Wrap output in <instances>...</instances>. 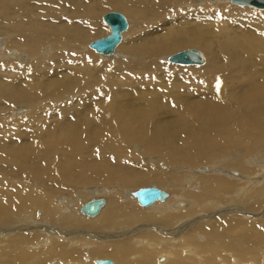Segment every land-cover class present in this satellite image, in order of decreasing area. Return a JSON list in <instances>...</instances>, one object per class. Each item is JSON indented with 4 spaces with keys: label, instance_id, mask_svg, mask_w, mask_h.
Segmentation results:
<instances>
[{
    "label": "bare ground",
    "instance_id": "6f19581e",
    "mask_svg": "<svg viewBox=\"0 0 264 264\" xmlns=\"http://www.w3.org/2000/svg\"><path fill=\"white\" fill-rule=\"evenodd\" d=\"M176 1L0 0V115L7 109L5 116H0V194L9 180L5 172L12 166L11 170L18 171L30 168L41 182L42 195V200L31 194H17L13 200L0 195V218L23 214L12 225L23 228L29 242L37 235L47 239L35 254L26 251V237L12 241L7 252H15L18 260H31L29 264H43L52 258L56 260L49 264H94L95 260L106 259L113 264H231L232 259L233 264H264V231H260L264 230V212L252 219L264 211V157H260L264 156V11L234 7L230 0H205L203 8L194 9L200 13L201 23L193 25L195 16L184 15L183 10L172 13ZM196 1L179 0V6L188 7ZM104 9L123 11L130 21L139 17L141 35L138 28L130 29L132 42L126 47L120 43L109 56L115 61L99 63L91 55H81L78 46L85 44V50L86 43L98 36L96 18ZM148 19L151 23L145 26ZM49 21L53 24H47ZM207 31L212 36H205ZM49 39H55L54 48L59 51L44 62L31 63L18 52L23 49L30 58H39ZM118 48L121 55H131L130 62L117 57ZM184 48H204L207 56L199 51L206 66L180 71L182 79L173 78L174 71L168 65L150 72L166 54ZM69 52L94 65L97 77L92 83L98 95L91 94L88 100L96 104L80 122L69 123L59 137H50L42 144L39 136L45 139V130L50 127L42 125L38 113L41 106L46 101L52 105L67 86L83 80V73L76 70L90 68L72 65L74 58ZM207 57H211L209 61ZM128 63L131 73L125 71ZM112 64L120 68L117 78L121 83L136 79L121 88L117 80L102 85L103 75ZM125 74L130 78L125 79ZM172 107L188 112L172 111L178 117L170 125L163 122V117L172 113ZM138 144L140 153L135 148ZM91 145L103 149L89 164L75 168L73 158ZM176 145L186 149L179 151ZM59 149H67L71 155L50 170L51 185L57 193L73 197L57 202L45 187L40 166H50ZM148 156L164 160L167 167L161 164L160 169L155 161L150 167L145 160ZM253 156L259 157L257 162L249 159ZM185 161L191 166L168 168ZM216 161L226 162V166L217 167ZM78 170L81 176L75 174ZM230 170L235 171L230 179L223 177ZM184 172H192V180L199 177L195 188L188 182L190 178L182 183L180 174ZM165 173L176 175L172 177L176 184L171 187L172 193L161 189L167 198L153 203H164L153 212L143 213L113 202L111 186H133L149 180L159 184ZM87 176L108 189L83 192L85 189L68 187L69 182L86 185L82 180ZM185 183L191 189L183 186ZM123 192L127 196L130 191ZM132 192L130 197L136 200ZM28 196L31 200L22 209ZM84 196L91 198L81 203L77 215L90 219L87 221L100 216L97 224L70 217L77 206L73 205ZM100 198L104 205L96 216L81 214L85 203ZM39 201L48 208L35 220L31 204ZM169 206L175 210L190 208L171 213ZM218 212L221 215L211 216ZM194 217L200 218L198 225L191 220ZM207 218L209 221L202 222ZM211 218H222V229L216 224L205 225ZM139 222L156 229L155 234L146 237L145 227L132 231ZM64 225L78 229H65ZM119 234L129 236L111 240ZM102 236L104 240H100Z\"/></svg>",
    "mask_w": 264,
    "mask_h": 264
},
{
    "label": "rangeland",
    "instance_id": "374dc122",
    "mask_svg": "<svg viewBox=\"0 0 264 264\" xmlns=\"http://www.w3.org/2000/svg\"><path fill=\"white\" fill-rule=\"evenodd\" d=\"M47 1H49V0H47ZM204 1L205 0H199V1H196L195 4L191 3L188 7H185L184 5H180L179 6V0H178V1H176L177 3L175 2L176 5H175L174 11L172 13L177 14L178 11L183 10L184 15H188V16H192L193 15V16H195L194 20H197V22H192V24L193 25H197L198 23H201V20L199 19V16H198L200 13H198L194 9L203 8L204 7V5H203ZM208 1L212 2L214 0H208ZM227 4H228V2H227ZM234 7H237V6L234 5ZM247 8H249V7H247ZM255 10H258V9H255ZM259 11H261V10H259ZM109 12L121 13L122 15L125 16V18L129 22V27L130 28L127 30V32H125L123 34V40L121 42V44H123L124 47H126L127 45H129V43L132 42V36L130 35V32H128V31H131L130 29H134L135 30L136 28H138V30L136 29L137 30V34L141 35V25H140L141 21H140L139 17L136 18V20L133 19L134 21H130L128 19L127 14L123 13V11L121 12L120 10H110V9L106 10V9H104L103 11L100 12V14L96 18V27H97L98 36H94L91 40H89L87 42L88 44L86 43V46H88L91 42H93V41H95L97 39H100V38H103V37L107 36V34L109 33V29L102 22L100 16L102 17L103 15H105V14H107ZM63 17H64V15H63ZM160 19L163 20V18H160ZM63 21H64V19L61 20L60 22H63ZM150 23H151V19H148L144 23V25L147 26V25H150ZM47 24L52 25L53 22L49 21V22H47ZM162 29L166 30L165 28H162ZM212 34L213 33L211 31L205 32V36H207V37L208 36H212ZM124 36H127V37L125 38ZM25 37H27V34H25ZM55 44H56L55 39L47 40L45 45H44V47H43L44 48V52H42L40 54L39 58H30L25 53V51L23 49L19 50L18 52L25 56L22 59H25L26 61L31 60L32 61L31 63H40V62L46 61L48 55H56V52H58L59 49L58 48H54ZM83 46L82 47L78 46V48H79V50L81 52V55H91L94 58V60L95 61H99V63H100V61H112V62L115 61L113 58H110V57H102V55H99V54L95 53L93 50L88 49V47H86V46L84 47V49L86 48L87 51H86V49L83 50ZM188 49L200 50L204 55L207 56L206 51L204 50V48H184V49H180V50H177L176 52L174 51L173 53L166 54L163 59L159 60L162 64L158 63L157 66H153L151 68L150 72L154 71V70H157V69H159V68H161L163 66H167L168 65L174 71L173 73H171L173 75V78H181L182 79V76L180 75V71L186 70V69L202 68V67H194V66H191V67L177 66V65L170 64V63L166 62V58H168L169 56H172L175 53L181 52L183 50H188ZM222 50H224V46H221V51ZM117 53H118L117 57L121 58L122 62H130V56L131 55H129V54H125V56L121 55V48L117 49ZM69 54L72 56V54L70 52H69ZM73 58H74L73 61H70V63L72 65H74L75 67H79V66L88 67V66H90V68L83 69V70H76V71H80V72L83 73V75H84L83 76V80L79 81V79H77L75 83L72 80L71 84H73V83L74 84L69 86V87L67 86V90H66L65 93H63L61 98L55 100L52 105H50L49 102L46 101V103H44L41 106V108H40L38 113H40L39 116L41 117L42 125L46 124L47 126L50 127V128H47L45 130V134H46L45 139L42 136H39L40 140L42 141V144H45V142L50 137H59L61 135V133L66 130V128H67L69 123H71V122H80L82 120V116L86 115L88 113H91L92 108H94V106L96 104V102L88 100V96L89 95L97 94V92H96V90H95V88L93 86V83H92V79L97 77V72L95 70V67H94V65L89 64L83 58H80L78 56L77 57H73ZM107 58H110V59H107ZM210 58L207 57L208 61H209ZM217 62H219V61H217ZM23 63H24V61L21 62V64H23ZM18 64H19V62H18ZM60 65L65 66L64 64H60ZM56 66H59V65H56ZM205 66H206V64H204L203 67H205ZM129 67H130V65L128 63V65L125 68V71L128 72V73H131ZM18 75H20V74H18ZM118 76H121L120 68H119L118 64L117 65L112 64L110 66L109 71L105 72V74L103 75V79L101 80V84L105 85L108 80H110V81L117 80L116 81V83H118L117 86L121 88L126 83L132 82L134 79H136L135 77H133L132 79H129L130 76H126V74H125L124 75L125 79H129V80H125L126 83H121L122 82L121 78L118 79L117 78ZM164 76L166 77V76H168V74H166ZM61 81L62 80H60V82ZM207 92L209 94H212L209 91H207ZM23 109L25 110L24 114H26L27 110L24 107H23ZM6 111H7V109L1 111V113H3V114L0 115V116L1 117L5 116ZM172 111L188 112L187 110H185L183 108H178V107H172L171 108V112ZM16 117H19V115H15V118ZM177 117H178V115L175 112H172V113H169V114H165L164 117H163V122H168L170 125H172L176 121ZM35 146H40V145L35 144ZM176 146H177L179 151H182L183 149H186L184 147H181L180 145H176ZM135 148H136L138 153H140L142 151L141 145H139V144L136 145ZM102 149H103V147H101L99 145H91V146L87 147L79 155H77V156H75L73 158V163H74L75 168H78V167H80V166H82L84 164H89L92 161L94 154H96L97 152L101 151ZM70 155H71V153H70L69 150H67V149H59L57 154L54 155V159H53V161H52L50 166L44 167V168H43V166H40V169H44V184H45V187L47 188V191L50 193V196H53L54 200L57 201V202H59L60 200H63L64 198L69 199L70 197H73V196L69 197V196H67L64 193H57L56 188L51 185L52 178L50 176V170L53 167H55L56 165H58L61 162H63V160L66 157H69ZM260 157L262 158L264 156H260ZM249 159H252L255 162H257L259 157L253 156L252 158H249ZM145 160H147V162L150 164V167L154 163V161L155 162H159L158 163V167L160 169H162L161 164H165L166 167H167V164L165 163V161L159 159L157 156H152V157L148 156L147 159H145ZM215 163H217V167L226 166V162L216 161ZM212 165L213 164H211V165H203L202 167H200L201 169H199V170L208 169ZM190 166L191 165L188 164L185 161V162H176V163L170 164V165H168V168H169V170H176V169H179V168L180 169L181 168H188ZM11 168H12V166H9L7 172H5L7 175H9V180H8L7 185H6V188H2L1 189L2 190V193L0 194L1 197L4 198L5 200H13L17 196V194H31V195L37 196V197H39L41 199V196H42L41 195V182L30 171V168L27 169V170H20V171H18L16 169H12L11 170ZM205 171H207V170H205ZM232 172H235V171L234 170H230L229 174L224 173L223 177H226V178L228 177V179H230V174ZM217 173L220 174L219 171ZM75 174L78 175V176H81L82 173H81L80 170H78V171L75 172ZM165 174H166V176L159 182V184L153 183L152 180H149V181H145L143 183H140V184H137V185H133V186H121V185L111 186L110 191L115 192L114 197H113V202L117 201V202H120L121 204H126L132 210H136V211H139V212H143V213H148V211H152L153 212L154 211V207H156V206L158 207V206L164 205V203L163 204L156 203L155 205H152L149 208H142V207H139L137 205L136 200H133L130 197V192L135 191V190H137L139 188H143V187H154L155 186V187H161L160 189H165V190L169 191L170 193H172L171 192V187H173L176 184V181L172 180V177H176V175L171 174V173H165ZM189 175L192 176V172L190 174L187 173V172H184V173L180 174L182 183H184L183 180L190 178ZM237 176H235V177H237ZM232 179H234V178H232ZM169 180H172L173 183L168 184ZM191 180H192L191 178L188 179V182H192L191 187L195 188L194 185H196V182L199 180V177L194 178L192 181ZM234 180H236V179H234ZM82 182L85 183L86 185H81V184L70 183L69 182L68 183V187L70 189H72V190H84L85 189V191H83V192H87L88 190L103 189V188L106 187L104 184H97L96 182H94L92 180V177H90V176L89 177L88 176L84 177ZM183 186H185L186 188L191 189V187L189 186L188 183H185ZM105 189H108V188H105ZM126 190L130 191V192H128L127 196L125 194H122V193H124L123 191H126ZM193 190H191V191H193ZM98 196H104L105 197V195H98ZM125 196L127 198L126 200L123 199V197H125ZM90 198L91 197L84 196L81 201H78L77 203H75L73 205V207H75L76 205L77 206L74 208V211H73L74 214H71L70 217L78 216L77 215V208L81 205L82 202H85V201L89 200ZM171 198L176 200L177 197L174 194H171ZM30 200H31V198L28 196L25 199L24 203L21 204L20 207L22 209L26 208L28 206ZM31 207H32V209L34 211L35 220H39L40 218H42L44 216V212L48 208V205L45 204L43 201L42 202L39 201V202L32 203ZM189 208H190V206H189ZM189 208L188 209L185 208L186 210H184V209L175 210L171 206H169V211L171 213L186 212V211L189 210ZM28 212H30V211H28ZM262 212H264V211L260 210L257 213L256 218H254V216H252V219L260 218L262 216L261 215ZM221 213L222 212H218V213H216V215H211V216L212 217H216V216L221 215ZM22 217H23V214L14 216V217H12L10 219L0 218V264H29V263H31V260H28L26 262L18 260L17 254L15 252H13V251H8L7 252V250H8L7 246L12 241L16 240L19 236L22 237V238L23 237L27 238L26 239V242H27L26 251L29 252V253H34V254L36 252H38L40 247L47 240V239H44L41 235H37V236H35L32 239L31 242H29V235L25 233L23 228H18V227H15V226L12 225V224L16 223L18 220H20ZM78 218L82 222H85V223H93L94 222L95 224H97L99 219H100V216L97 219L92 220V221H87V220H90V219H87V218H85L87 220H84L83 218H81L79 216H78ZM43 220L48 222V223H52L46 218H43ZM191 220L195 221V225H198L201 222L199 217H194ZM202 220H203L202 222L209 221L208 218L205 219V220L204 219H202ZM223 222H224V220L222 218H213L210 222L206 223L205 225H207V224H216V225H219V229H222ZM146 225L147 224H143V222H139V223L134 225L132 231H134V230H139L140 231ZM63 227H65V229H68V228L78 229L77 227H73V226H70V227L67 228V226L64 225ZM167 229H169V228H165V230H167ZM185 230H188V229L185 228ZM143 231H144L143 234L147 237L148 234H155L156 229L153 230L152 228L145 227L143 229ZM260 231H264V230H260ZM28 232H31V231L29 230ZM116 236H118V237H114V238L111 237L112 238L111 240L112 241H114L115 239L116 240H121V239H123L125 237H128L129 234H126V235L119 234V235H116ZM68 237L69 238L72 237V234L68 235ZM69 238H67V239H69ZM90 239H92V238H90ZM92 240H95V239H92ZM97 240H99V239H97ZM100 240H104V236L100 237ZM36 241H39V243L37 244ZM171 243H173V240H171ZM182 256H183V254H182ZM161 257H163L164 259L166 258V256H161ZM183 257L185 258V256H183ZM53 260H56V258L55 259L52 258V259H50L48 261H43V264H49ZM84 263L86 264L88 262L84 261ZM263 263H264V261H263ZM163 264H165V262H163ZM216 264H218V263H216ZM231 264H233L232 259H231ZM246 264H247V262H246ZM260 264H261V262H260Z\"/></svg>",
    "mask_w": 264,
    "mask_h": 264
},
{
    "label": "water",
    "instance_id": "95a60500",
    "mask_svg": "<svg viewBox=\"0 0 264 264\" xmlns=\"http://www.w3.org/2000/svg\"><path fill=\"white\" fill-rule=\"evenodd\" d=\"M230 3L239 7H249L264 11V0H230ZM102 22L109 28L110 32L104 38L90 43L89 48L95 53L109 57L115 48L121 43L122 33L128 29V22L124 15L118 12H110L102 16ZM170 64L178 66H202L205 64L203 54L197 49H188L178 52L168 58ZM141 207H149L153 203L163 202L167 193L156 187H143L131 193ZM104 205L103 199H93L85 203L80 212L87 217L96 216ZM94 264H113L109 259L95 260Z\"/></svg>",
    "mask_w": 264,
    "mask_h": 264
}]
</instances>
